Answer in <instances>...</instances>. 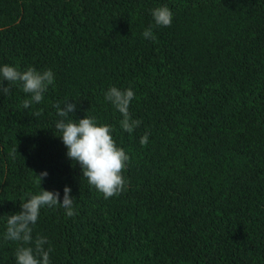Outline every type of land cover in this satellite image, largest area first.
<instances>
[{
	"label": "trees",
	"instance_id": "16d2710c",
	"mask_svg": "<svg viewBox=\"0 0 264 264\" xmlns=\"http://www.w3.org/2000/svg\"><path fill=\"white\" fill-rule=\"evenodd\" d=\"M163 2L172 22L155 25ZM0 62L55 74L27 109L18 85L0 94V233L47 169L41 186L70 185L77 208L41 210L52 264H264V0H0ZM110 84L134 88L131 133ZM68 96L129 152L119 194L66 156L54 105ZM15 246L0 240V264Z\"/></svg>",
	"mask_w": 264,
	"mask_h": 264
},
{
	"label": "clouds",
	"instance_id": "9594fccd",
	"mask_svg": "<svg viewBox=\"0 0 264 264\" xmlns=\"http://www.w3.org/2000/svg\"><path fill=\"white\" fill-rule=\"evenodd\" d=\"M152 22L155 25H169L173 19V11L166 2L158 3L150 9ZM144 38L155 39L153 27L150 24L141 33ZM55 74L51 67L37 68L27 65L23 68L19 63L0 62V94L9 95L10 87L18 85L26 95L21 100V106L27 109L44 99L50 85L54 84ZM7 81V83H4ZM136 93L132 86L119 87L110 84L104 90V97L120 113L119 126L131 133L139 124L132 116L130 104ZM65 97L55 103L57 119L54 123L59 137L66 147V156L72 162H78L81 175L87 179L90 186L101 192L104 198L119 194L127 183L123 174L130 161L126 148L118 144L113 136L112 125L102 122L96 116L86 114L77 117L74 101ZM149 132L140 137V144H146ZM17 147L9 152L15 159ZM36 173V172H35ZM39 190L28 192L20 200L19 209L7 212L0 240L15 242L13 250L15 264H52V243L47 234L35 232L34 228L44 208L60 206L65 216H74L77 212L76 202L71 186L65 184L63 192L59 189H48L41 186V181L48 175L47 169L36 173Z\"/></svg>",
	"mask_w": 264,
	"mask_h": 264
}]
</instances>
